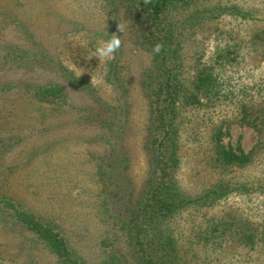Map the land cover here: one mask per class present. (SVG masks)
I'll use <instances>...</instances> for the list:
<instances>
[{
	"label": "trees",
	"instance_id": "16d2710c",
	"mask_svg": "<svg viewBox=\"0 0 264 264\" xmlns=\"http://www.w3.org/2000/svg\"><path fill=\"white\" fill-rule=\"evenodd\" d=\"M82 1L84 7L95 4L104 14L108 9L123 16V24L132 34L131 47L126 43L125 50L142 58L137 70L139 74L137 77L120 76L123 66L118 63L121 58H114L107 64L104 79L115 100L105 111L100 110L99 91L70 74L59 80L39 79L38 75L19 79L0 77V98L7 101L6 106H19L11 98L27 106L22 115L19 114L20 107L9 112L6 108L0 110V124L24 119L36 121L40 127L34 128L33 136L26 135L33 145L27 147L25 157L20 161L5 155L6 149L20 144L23 136L19 138L13 132L0 134V262L16 263L9 255V243L2 240L20 235L18 238L30 239L63 264H86L78 259L76 251L80 248L77 245L84 246L81 242L85 239L86 242L87 239L96 240L94 248L107 254L96 264H178L177 243L185 237V229L181 226L182 209L187 206L213 207L235 190L248 192L247 186L235 188L230 182L220 181L214 188L191 197L181 189L176 177L180 165L175 125V107L180 104L177 64L182 55L179 50L184 34L195 31L196 26L200 27L210 17L203 16L196 0ZM172 13L178 15L176 20L169 18ZM106 33L115 34L110 29ZM157 43L163 44L159 54L153 53ZM251 43L250 54L253 55L256 53L254 46L258 44L256 40ZM37 48L22 49L20 55L5 54L18 57L27 69L42 72L53 68L52 62L45 61L51 59L47 50ZM219 74L210 73L206 68L199 70L186 104L202 108L204 93L214 100H221L224 91L220 88L224 80ZM71 92L90 104L74 105L68 97ZM135 104L136 108H143L142 123L145 124L139 130L141 142L138 148L145 157L147 169L137 192H134L129 172L136 153L132 156V149L126 145V151L120 153L115 147L119 136H124V142L133 138L129 118ZM250 109L251 106L242 103L231 117L221 115V112L215 120L210 117L214 124L213 156L225 170L244 167L252 160V152L245 153L239 142L236 147L222 144V138L229 132L230 118L241 126L260 131L264 111L255 106L253 111ZM77 126L88 127L93 133L87 138L79 136ZM50 130L53 135H48ZM0 131H3L1 127ZM79 137L85 143L98 140L107 144L104 153H87L80 160L81 170L86 167L91 170L88 179L83 180L88 185L83 184L81 188L80 174L72 176L69 173L76 167L72 163L73 156L59 155L61 150L55 151L57 145L69 147L72 142L79 141ZM35 143L40 145L36 147ZM209 221L205 228L199 225L190 233L193 241L201 242L204 236L211 237L214 249L223 250L230 238L238 245L237 249L257 250L264 254V221L254 225L247 218L226 211L209 216ZM73 241L77 244L75 248Z\"/></svg>",
	"mask_w": 264,
	"mask_h": 264
},
{
	"label": "rangeland",
	"instance_id": "374dc122",
	"mask_svg": "<svg viewBox=\"0 0 264 264\" xmlns=\"http://www.w3.org/2000/svg\"><path fill=\"white\" fill-rule=\"evenodd\" d=\"M82 2V0H0V77L19 79L23 76L38 75L39 79L59 80L62 76L70 74L99 91L102 106L100 110L105 111L107 105L113 104L115 100L110 85L104 79L107 64L113 58L105 60L93 57L92 53L102 40L109 39L106 30L114 31L121 42L123 41L117 51L119 54H114L115 59L121 58L118 63L123 66L120 69V76L137 77L142 58H137L134 52L125 50L126 43L131 47L132 34L123 24L122 15L111 13L108 9L104 14L99 6L91 4L84 7ZM196 6L204 12V17L210 18L205 19L200 27L196 26L195 31L184 34V42L179 50V55H182L177 64L180 104L175 107L176 133L180 144L177 181L181 189L191 197L214 188L220 181L230 182L235 188L239 185L247 186L248 192L243 189L235 190L226 197L227 199L217 201L213 207L187 206L182 209L184 220L181 226L185 229V237L177 243L178 264H264L263 253L257 250L237 249L238 245L230 238L226 240L227 245L223 250L214 249V239L211 237L204 236L201 242L190 238V233L196 226L201 225L205 228L210 223L209 216L225 211L233 216L241 215L254 225L264 221V116L261 115L260 131L250 126H241L230 118L227 124L229 132L222 138V144L226 147H236L239 142L245 153L252 152V160L244 167H232L228 170H225L220 162L215 161L213 156L214 124L210 120V117L215 120L220 112L221 115L231 117L242 103L251 106L249 111L254 110L253 106L264 111V0H196ZM169 18L176 20L178 15L172 13ZM119 23L124 25L123 33L117 31ZM251 40H256L258 44L254 46L256 53L253 55L250 54ZM30 46L36 49L45 48L51 58L45 61L52 62L53 68H48L49 70L45 68L46 70L42 72L27 69L18 57L13 58L5 54L8 52L20 55L22 49ZM121 51H126L124 56ZM239 56L244 60L241 61ZM202 68H206L210 73H220L219 76L224 80L220 88L222 92L224 91V96L221 100H214V97L204 93L202 108L189 106L186 100L195 85L198 71ZM68 97L74 105L90 104L87 99L76 97L74 92ZM10 100L16 101L19 106H6L7 101L0 98V110L6 108L9 112L20 107V115L27 110L26 103L13 98ZM128 101L130 102V96ZM136 106L137 104L132 108L134 112L129 118L133 126V138L124 142V136H119L115 140L118 153L126 151L125 145L132 149V156L136 153V159L133 157L129 170L134 192L141 187L147 172L145 157L139 150L141 142L139 130L145 124L142 123L143 108ZM0 127L3 130L0 134L7 135L13 132L19 138L23 136L22 142L6 149L5 155L8 159L16 158L19 161L25 157L27 147L33 145L32 139H27L26 135L33 136L36 131L34 128H40L36 121L24 119L18 122L9 121L0 124ZM77 128L79 136L83 135L84 138L93 133L88 127ZM48 135H53L52 130ZM39 145L35 143L36 147ZM58 150H61L59 155L73 156L72 163L76 167L70 169L69 173L72 176L80 174L81 188L83 184L88 185V182L83 180L88 179L91 170L89 167L81 170L80 160L86 157L87 153H104L107 144L98 140L85 143L79 137V141L72 142L69 147L67 144L57 145L55 151ZM37 154L35 156L38 158ZM56 161L61 162L59 159ZM7 168L10 169L8 166ZM18 237L20 235L2 240L9 243V255L15 259V264H63L35 242ZM81 243L84 246H78L76 241H73L74 248L76 245L80 247L76 250L80 261L96 264L99 263L101 256L102 259L107 256L102 250L94 248L96 240L93 242L87 239L86 242L85 239Z\"/></svg>",
	"mask_w": 264,
	"mask_h": 264
},
{
	"label": "clouds",
	"instance_id": "9594fccd",
	"mask_svg": "<svg viewBox=\"0 0 264 264\" xmlns=\"http://www.w3.org/2000/svg\"><path fill=\"white\" fill-rule=\"evenodd\" d=\"M150 0H145V3H149ZM117 31L122 32L124 31V25L119 23L117 25ZM121 47V39L116 34L109 35V39L104 41L102 40L92 53L93 57L102 58L107 60L108 58H115V53ZM163 49V44L157 43L153 47V53L159 54L160 51ZM91 59V57H90Z\"/></svg>",
	"mask_w": 264,
	"mask_h": 264
}]
</instances>
